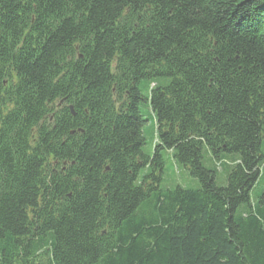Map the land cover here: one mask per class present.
<instances>
[{"label": "trees", "instance_id": "obj_1", "mask_svg": "<svg viewBox=\"0 0 264 264\" xmlns=\"http://www.w3.org/2000/svg\"><path fill=\"white\" fill-rule=\"evenodd\" d=\"M263 174L264 0H0V264H264Z\"/></svg>", "mask_w": 264, "mask_h": 264}, {"label": "rangeland", "instance_id": "obj_2", "mask_svg": "<svg viewBox=\"0 0 264 264\" xmlns=\"http://www.w3.org/2000/svg\"><path fill=\"white\" fill-rule=\"evenodd\" d=\"M143 115L145 116V119L147 120L148 124L145 128V137H146V152L152 153L154 144H155V123L153 119V115L149 108L146 106L142 107ZM164 187H167L169 189H173L174 185H180L187 189H197L200 184L196 179H193L189 173L182 167L176 164L174 161L172 155L170 153L165 154V176H164ZM218 185L224 186L226 185V179L225 177L219 173L218 176ZM264 188V174L260 178L258 184L254 188L252 197L253 199H256L259 194H261L262 190Z\"/></svg>", "mask_w": 264, "mask_h": 264}]
</instances>
